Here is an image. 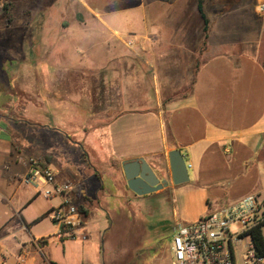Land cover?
<instances>
[{"label": "crops", "instance_id": "0c3cea01", "mask_svg": "<svg viewBox=\"0 0 264 264\" xmlns=\"http://www.w3.org/2000/svg\"><path fill=\"white\" fill-rule=\"evenodd\" d=\"M254 3L206 14L208 34L196 17L145 35L102 19L121 12L103 5L95 22L81 24L103 33L85 62L94 84L62 96L48 87L26 101L18 87H5L17 99L4 106L23 115L0 116V264H105L112 199H170L180 217L173 229L248 195L264 201V16ZM29 102L64 118H26ZM174 150L188 166L181 185L171 180ZM31 158L73 186L86 217L76 239L59 237L48 217L61 198H47L43 181L26 182ZM140 158L169 186L145 196L131 191L123 164ZM100 209L103 219L95 217Z\"/></svg>", "mask_w": 264, "mask_h": 264}, {"label": "rangeland", "instance_id": "374dc122", "mask_svg": "<svg viewBox=\"0 0 264 264\" xmlns=\"http://www.w3.org/2000/svg\"><path fill=\"white\" fill-rule=\"evenodd\" d=\"M252 1L205 0V13L214 19L236 4L248 7ZM258 1L255 0V10ZM112 3L117 4L121 12L102 19L117 21L123 27L135 26L142 35L148 29L151 33L163 32L172 20L187 22L197 17L202 24L195 11L198 0H0V89L3 90L0 91V116L23 115L16 113L14 107L4 106L17 99L15 93H5V87L9 90L18 87V95L26 101L38 92L45 96L44 89L48 87L56 90L53 94L62 96L74 88L94 84L95 71L91 72L85 62L87 56L94 59L95 42L103 33L96 28L85 29L81 24L95 22L98 13L95 10ZM143 21L147 22L145 28ZM61 89L68 91L61 92ZM35 106L29 102L26 109L22 108L24 117L39 115L43 120L52 121L64 118L62 110L55 113V109L49 107L38 111ZM131 200L112 199L107 206L113 215L105 237V264H171L173 227L180 221L174 203L170 199L161 205L149 199ZM95 217L103 219L105 216L100 209ZM240 228L241 225L233 227L234 230ZM238 264L243 261L239 260Z\"/></svg>", "mask_w": 264, "mask_h": 264}, {"label": "built area", "instance_id": "2783aa9c", "mask_svg": "<svg viewBox=\"0 0 264 264\" xmlns=\"http://www.w3.org/2000/svg\"><path fill=\"white\" fill-rule=\"evenodd\" d=\"M256 11L264 16V0H259ZM31 171L27 183L43 181L50 188L43 194L47 198L60 197L59 206L48 217L58 227L62 239H76L84 228L86 217L74 202V188L60 183L55 172L31 158ZM241 225L242 229L233 227ZM259 229L264 237V201L255 195L210 211L197 222L179 224L173 229L171 264H264L254 244L252 232Z\"/></svg>", "mask_w": 264, "mask_h": 264}, {"label": "water", "instance_id": "95a60500", "mask_svg": "<svg viewBox=\"0 0 264 264\" xmlns=\"http://www.w3.org/2000/svg\"><path fill=\"white\" fill-rule=\"evenodd\" d=\"M171 180L175 185L189 181L188 166L180 150L169 154ZM128 187L138 196H145L169 186V179L161 180L153 167L143 158L123 164Z\"/></svg>", "mask_w": 264, "mask_h": 264}, {"label": "trees", "instance_id": "16d2710c", "mask_svg": "<svg viewBox=\"0 0 264 264\" xmlns=\"http://www.w3.org/2000/svg\"><path fill=\"white\" fill-rule=\"evenodd\" d=\"M205 0H198V12L204 23V31L208 34L209 31V19L205 13ZM253 241L258 253L264 257V237L259 229H255L252 232Z\"/></svg>", "mask_w": 264, "mask_h": 264}]
</instances>
